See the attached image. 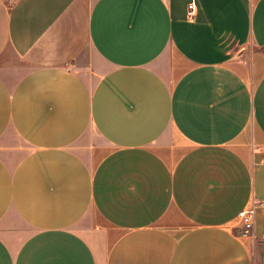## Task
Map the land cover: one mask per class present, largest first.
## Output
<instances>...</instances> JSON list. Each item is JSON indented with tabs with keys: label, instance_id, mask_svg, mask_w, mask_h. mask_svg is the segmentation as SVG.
<instances>
[{
	"label": "crops",
	"instance_id": "crops-1",
	"mask_svg": "<svg viewBox=\"0 0 264 264\" xmlns=\"http://www.w3.org/2000/svg\"><path fill=\"white\" fill-rule=\"evenodd\" d=\"M190 1L0 0V264H264V0Z\"/></svg>",
	"mask_w": 264,
	"mask_h": 264
},
{
	"label": "built area",
	"instance_id": "built-area-1",
	"mask_svg": "<svg viewBox=\"0 0 264 264\" xmlns=\"http://www.w3.org/2000/svg\"><path fill=\"white\" fill-rule=\"evenodd\" d=\"M187 9H188L187 10L188 20H193L194 14H195V2H194V0H191L188 3ZM254 204H255V202L253 201L251 203V205L249 207L245 208L240 214L241 225H242V231H241L242 234L248 233L254 225ZM262 204L264 205V201H262Z\"/></svg>",
	"mask_w": 264,
	"mask_h": 264
}]
</instances>
